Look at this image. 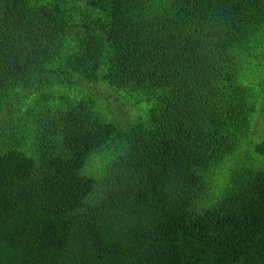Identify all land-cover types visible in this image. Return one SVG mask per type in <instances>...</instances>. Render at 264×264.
Segmentation results:
<instances>
[{
  "label": "trees",
  "instance_id": "1",
  "mask_svg": "<svg viewBox=\"0 0 264 264\" xmlns=\"http://www.w3.org/2000/svg\"><path fill=\"white\" fill-rule=\"evenodd\" d=\"M0 264H264V0H0Z\"/></svg>",
  "mask_w": 264,
  "mask_h": 264
},
{
  "label": "rangeland",
  "instance_id": "2",
  "mask_svg": "<svg viewBox=\"0 0 264 264\" xmlns=\"http://www.w3.org/2000/svg\"><path fill=\"white\" fill-rule=\"evenodd\" d=\"M133 113H134V112H133ZM133 113H132V114H133Z\"/></svg>",
  "mask_w": 264,
  "mask_h": 264
}]
</instances>
